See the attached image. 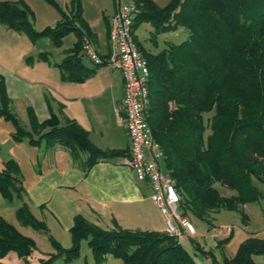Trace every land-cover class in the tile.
Returning a JSON list of instances; mask_svg holds the SVG:
<instances>
[{"label": "trees", "instance_id": "16d2710c", "mask_svg": "<svg viewBox=\"0 0 264 264\" xmlns=\"http://www.w3.org/2000/svg\"><path fill=\"white\" fill-rule=\"evenodd\" d=\"M133 1L139 8L133 30L142 21L151 25L153 37L178 26L185 29L180 41L165 40V46L154 52L136 44L148 69L144 115L162 152L161 166L173 180L179 215L210 226L212 213L239 211L240 206L259 199L252 181L264 185V0H168L164 5L153 0ZM28 13L22 0H0V22L16 30L48 35L55 44L65 33L75 34L56 62L62 78L80 81L100 65L81 61V36L90 38L92 32L80 15L79 0H70L68 12L62 11L53 25L40 30L31 28ZM8 102L0 77V115L12 121L15 131L11 137L26 139L30 145L43 142L44 148L60 145L73 157L84 152V171L99 158L128 154V147L97 148L71 118L61 122L50 113L38 121L29 105L26 130L9 111ZM216 184L230 193L221 195ZM23 195L19 167L7 159L0 170V196L8 202L18 200L17 221L46 234L54 249L35 260L37 264H50L57 258L70 262L78 256L82 240L93 264H103L106 255L119 259V264H197L196 258L208 260L207 264H256L251 256H264L263 238L248 236L232 257L218 260L211 248L191 234L182 233L189 237L191 249L187 250L179 237L164 231L115 224L102 228L79 214L72 217L70 245L64 248L49 234L45 222L31 213ZM34 250L33 239L0 215V264L11 251L31 264Z\"/></svg>", "mask_w": 264, "mask_h": 264}, {"label": "rangeland", "instance_id": "374dc122", "mask_svg": "<svg viewBox=\"0 0 264 264\" xmlns=\"http://www.w3.org/2000/svg\"><path fill=\"white\" fill-rule=\"evenodd\" d=\"M28 7L29 13L27 18L30 22L31 28L40 30L45 25H53L62 16L63 12H68L70 8V0H22ZM125 2L128 0H119ZM133 1V0H132ZM168 0H153L157 5H164ZM115 0H79L80 15L86 22L90 30L96 33L97 39L100 44L104 43V29L105 22H108L109 14L111 15L114 10ZM136 5L137 3L133 1ZM138 6V5H137ZM108 19H107V18ZM106 19V21H105ZM149 24V23H148ZM150 25V24H149ZM146 21L140 22L136 26L137 38L142 41L141 36H149L154 41H162L163 38L175 42L180 41L185 36V29L181 26L167 31H160L154 34L151 32L152 27L147 29ZM75 39L73 31L65 33L59 44L52 42L48 35H29L24 30H16L0 22V77L7 78L8 72L17 75L19 78L26 81L35 80L45 82V78L52 82L51 77L58 75L59 71L56 62L63 56V49L69 47ZM136 40L134 39V42ZM143 42V41H142ZM140 46L138 41L135 42ZM166 44V43H165ZM165 46V45H164ZM88 60V58L84 55ZM86 62L89 63V60ZM87 64V63H86ZM106 69L109 67L99 66L97 69ZM116 77L117 70H114ZM4 73V76L2 75ZM4 83V82H3ZM43 83V84H45ZM120 87V86H119ZM118 92L120 94V88ZM115 89L117 87L115 86ZM48 93V92H47ZM51 98V97H50ZM80 105L87 109V116L92 126L95 123H101L102 126L109 128L106 135L116 136V132H121V127L116 121L113 112V105L110 104L109 99L102 96L98 99L80 100ZM27 98L24 96H12L9 98L8 109L13 113L14 117L19 122L20 126L24 129H29L27 120L26 106ZM72 102V104H74ZM79 105V104H78ZM77 105V106H78ZM15 131L13 123L10 119L4 118L0 115V170L3 167V162L7 159L15 161L19 167L20 175L22 176V186L30 185L38 175L40 169L43 176L49 169L52 163L51 159L44 154V145L41 142L38 146L29 145L26 139L16 141L11 137ZM253 185L257 188L260 196L257 201L246 203L240 206L239 211H227L224 209L215 213L211 220V225L199 221L195 218L188 217L186 220L192 225L194 232L191 234L198 243L204 244L213 250L215 257L221 260L224 257H232L239 245L246 237L253 236L256 238L264 239V185L257 181H252ZM25 186V187H24ZM217 189L221 195H228L230 191L224 187L216 184ZM24 201L29 206L31 213L39 220L45 222L49 226L51 234L62 247L66 248L70 245L69 233L63 231V228L47 212L43 211L41 216L39 210L34 204L27 202V198L23 195ZM18 204V200L13 199L11 202L4 200L0 196V215L9 223H11L17 231L21 234L33 239L35 243V250L29 258L31 264L38 258H45L47 253L54 252L50 245L46 234L41 231L32 229L29 226L21 225L14 215V210ZM161 214V213H160ZM43 217V218H42ZM44 219V220H43ZM162 222V216L160 215ZM117 223L115 219L109 222L121 226V220ZM136 229L135 227H131ZM128 229V228H126ZM184 230L181 231L179 242L184 248L190 250L189 237L186 236ZM224 238V239H223ZM227 238V240L225 239ZM226 240V241H225ZM252 260L256 264H264V256L252 255ZM197 264H207L206 259H195ZM4 264H25L21 259L11 251L8 252L2 259ZM120 260L106 255L103 264H119ZM50 264H93L90 256L89 248L85 240H82L79 245L78 256L68 263H65L61 258L54 259Z\"/></svg>", "mask_w": 264, "mask_h": 264}, {"label": "crops", "instance_id": "0c3cea01", "mask_svg": "<svg viewBox=\"0 0 264 264\" xmlns=\"http://www.w3.org/2000/svg\"><path fill=\"white\" fill-rule=\"evenodd\" d=\"M109 16L110 14L107 17ZM146 23L149 30L150 25ZM141 37L143 42L137 38L135 28V40L143 49L151 52L163 47L165 40H168L163 38L158 42L156 38L152 41L149 36ZM89 39L99 54L106 55L108 51L106 24L103 44H100L94 31ZM85 60L87 59L81 54V61L87 65L92 64ZM99 66L109 67L102 63L80 81L62 78L59 71L58 75L54 74L55 77L50 78L52 82L45 78L46 83L41 80L26 81L8 72L9 76L3 78L4 88L9 98L19 95L26 97L38 121L47 118L50 113H55L61 122L71 118L86 131L88 140L97 148L125 149L128 147V138L123 120L119 117L122 114V76L116 68L109 67L107 71L105 68L97 69ZM114 70H117L116 77ZM2 75L4 76V73ZM102 96H106L113 105L116 121L122 129L120 133L116 132L115 137L109 135L111 131L106 135L109 128L102 126L100 122L95 123L93 127L89 122L87 109L80 105L83 98L99 100ZM43 153L52 163L43 176L39 169L32 183L24 186V195L30 205H35L41 216L43 211L47 212L63 231L68 232L72 217L76 214L102 228L110 227L109 221L115 219L117 223L118 220L122 221L123 225L120 226L122 228L163 231V217L161 222L160 210L149 198L148 185L146 182L135 180L132 171L123 162L124 156L99 158L84 171L83 161L86 157L84 152H78L73 157L66 148L54 145L44 148ZM46 226L50 232L49 226Z\"/></svg>", "mask_w": 264, "mask_h": 264}, {"label": "built area", "instance_id": "2783aa9c", "mask_svg": "<svg viewBox=\"0 0 264 264\" xmlns=\"http://www.w3.org/2000/svg\"><path fill=\"white\" fill-rule=\"evenodd\" d=\"M114 3V10L107 24L106 55L99 54L85 35L81 36V53L92 64L104 63L120 71L122 114L119 117L123 120L128 138V154L124 156L123 162L132 171L135 180L146 182L148 185L149 198L159 208L163 217V231L175 237H179L182 230L192 234V226L178 213V196L173 180L161 167L162 152L151 135L144 115L148 101V69L134 42L132 28L133 18L139 8L132 0H115Z\"/></svg>", "mask_w": 264, "mask_h": 264}]
</instances>
